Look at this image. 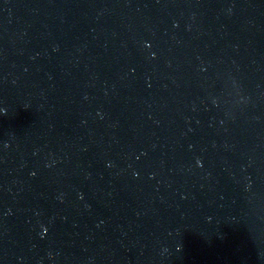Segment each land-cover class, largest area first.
<instances>
[{
	"label": "water",
	"instance_id": "95a60500",
	"mask_svg": "<svg viewBox=\"0 0 264 264\" xmlns=\"http://www.w3.org/2000/svg\"><path fill=\"white\" fill-rule=\"evenodd\" d=\"M0 264H264V0H0Z\"/></svg>",
	"mask_w": 264,
	"mask_h": 264
}]
</instances>
